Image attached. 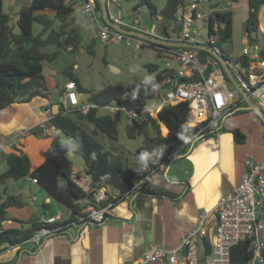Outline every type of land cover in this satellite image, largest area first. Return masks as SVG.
<instances>
[{
    "label": "trees",
    "instance_id": "1",
    "mask_svg": "<svg viewBox=\"0 0 264 264\" xmlns=\"http://www.w3.org/2000/svg\"><path fill=\"white\" fill-rule=\"evenodd\" d=\"M141 1L148 5L150 16H161L162 23L159 28L161 31H167V25L173 19V13L178 5L186 0H166L165 5L159 11L150 0ZM19 2L17 20L15 24H10V15L3 8V0H0V109L12 103L29 101L35 96L47 97L46 78L42 73L43 61L52 60L57 56V52H47L43 48L60 42L77 46L81 41L78 23L74 25L69 23V16L73 9L65 0H31L30 6H26L27 0H19ZM263 5L264 0H247L243 28L251 44L259 41L258 13ZM96 9L100 20L103 21L98 0H96ZM49 10L53 13L50 14ZM214 20L224 22V27L217 35V43L223 56L228 58L229 55L222 48V44L231 35L232 12L216 10L210 15L209 24L212 25ZM33 22L40 24V30L36 34L33 31ZM15 26L18 32L14 31ZM260 29L262 30L261 27ZM96 40L93 38L88 44V51H91ZM197 51L202 61L209 62L208 70L217 66L228 80L219 62L209 52L202 49H197ZM156 55L158 56L157 53ZM260 56L264 57V50L260 52ZM236 60L245 67L249 65V60L245 56H240ZM147 66L152 73L147 80H140L127 86L108 84L97 90L84 87L74 67L66 66L62 73L67 79L74 80L78 91L87 93L88 100L96 106L90 108L86 114L78 112L63 114L59 103L58 113L51 119V123L59 132L52 136L49 146L43 152V161L31 170L27 154L19 150L16 146L17 142H14L12 150L1 152L6 168L0 172V187H5L8 179L17 180L29 175L35 178L36 183L53 198L64 205L65 209L70 212L69 220L74 219L80 214L81 207L78 199L85 196V192L71 178L72 163L66 154L73 152L82 158L85 173L91 178L94 190L102 187L103 184H109L118 192V198L128 192L134 195L168 196L169 191L151 181H144L134 187L146 172L130 167L123 155L109 149L98 138L99 134H104L109 139H117L116 119L99 113V106L113 100L120 104L130 100L145 104L156 94H161L167 87L169 72L159 68L155 63ZM194 79L196 77L187 78V80ZM188 118L189 108L187 102L183 101L175 105H166L159 112L158 119L167 128L165 135L161 133L159 122L154 118L142 116L134 119L132 124L126 125L127 136L133 138L139 133L144 135L142 144L133 153L134 157L148 166L159 154L161 160H166L168 163L182 154L196 138L214 134L213 130L206 126L205 121L188 125L185 123ZM149 127L152 134L148 132ZM30 132L36 136L45 135L41 129L36 127ZM232 133L239 138L236 130ZM61 175L66 179L65 182L60 180ZM86 196L94 200L91 193ZM104 203L105 201L101 204ZM24 205L25 202L20 197L7 194L5 191L2 193L0 190V252L7 245H17L26 241L40 227V224L34 220L29 221L30 226L27 229L3 226L8 219L13 220L8 209ZM17 221L21 225L25 222V220ZM54 225L56 224L52 226ZM64 231L65 228H62L54 233ZM203 246L204 257L210 252L211 247L206 239L203 240ZM251 256L249 241H241L231 249L230 264H248Z\"/></svg>",
    "mask_w": 264,
    "mask_h": 264
},
{
    "label": "built area",
    "instance_id": "2",
    "mask_svg": "<svg viewBox=\"0 0 264 264\" xmlns=\"http://www.w3.org/2000/svg\"><path fill=\"white\" fill-rule=\"evenodd\" d=\"M71 8L81 14L90 17L96 23L97 31L95 38L103 45L123 44L138 50L143 46H150L159 57L164 59L162 69L169 72L168 85L161 94H156L149 102L139 104L137 100L117 103L110 101L99 110L113 119L123 113L127 116L128 122L132 124L134 119L139 117H151L159 121V112L166 105H175L180 102H187L189 108V118L185 122L188 125L206 122V126L212 129L218 137L219 125L222 116L237 107L238 100L244 101L237 88L225 79L222 70L217 66L208 70L209 62L202 61L196 48L185 46H170L161 43H153L133 34L121 32L104 20L98 19L96 0H65ZM108 16L110 20L118 25L129 29L145 32L161 39L176 40L186 43H200L211 47L222 54L217 43V35L224 22L214 20L209 24L210 15L216 10H206L202 7L201 0H186L178 5L173 13V19L167 25V31H161L162 18L156 16L158 26L152 31L141 25L139 13L131 21H124L119 14L118 0H106ZM113 7L118 13L111 14L109 8ZM197 21L206 23V34H201L197 27ZM259 46L256 43H245L241 56L249 60L248 67L243 66L239 61L231 58H224L229 65L238 85L250 97L256 105L264 111V57L262 59ZM260 51V50H259ZM257 59L260 62H255ZM253 65V66H252ZM196 77L194 80L187 78ZM74 80L68 79L64 83L62 96L60 97V107L63 114H73L78 112L86 114L90 108L96 104L83 102L79 97ZM113 102V103H112ZM130 106V107H129ZM44 119L38 127L45 134L54 136L59 130L51 123L55 115L51 106L43 109ZM194 120V122H192ZM162 126V124L160 123ZM28 129L19 130L11 136L9 147H13V140L23 139ZM3 146L0 144V150ZM244 171L237 185L231 193L221 197L217 204L211 209H202L196 217L193 228L187 230L182 236L179 244L172 248L163 246H153L143 252L139 257L129 264H149L161 262L163 264H199V244L206 239L211 247L208 254L203 257V264H230L231 249L241 241L248 240L252 256L248 264L264 263V216H258L257 207L264 203V158L255 160L252 155H246L243 160ZM167 166L166 160H161L159 154L147 166V172L135 184L137 187L144 181H152V174L155 171L163 170ZM72 180L85 192L78 201H86L80 214L74 219H62V215L41 217L38 220L40 227L26 241L39 246L42 239L53 234L55 231L71 226L101 223L105 219V214L109 210L111 200L117 194L96 191L95 201L88 200L87 194L94 188L91 178L79 170L71 171ZM36 182L35 178H31ZM128 193H126L127 196ZM100 201H107L102 206ZM53 224H56L52 226ZM1 230V227H0Z\"/></svg>",
    "mask_w": 264,
    "mask_h": 264
},
{
    "label": "crops",
    "instance_id": "3",
    "mask_svg": "<svg viewBox=\"0 0 264 264\" xmlns=\"http://www.w3.org/2000/svg\"><path fill=\"white\" fill-rule=\"evenodd\" d=\"M7 2L10 6L16 7L14 15L8 13L12 24L17 20L20 2L19 0H7ZM230 2L237 3V0ZM245 3L247 4V0H244ZM225 10L229 9L225 8ZM245 16L246 13L243 18ZM263 20L264 5L258 13L260 40L264 36L262 31L264 27L261 25ZM142 25L152 31L158 23L147 21ZM95 34L96 29L93 38ZM242 41L244 44L249 43L245 35ZM257 44L259 53L264 50L262 48L264 44L261 45L259 42ZM240 56L241 54L236 58H230L236 60ZM259 59L255 62L259 63ZM61 89L63 92V87ZM60 97L61 95L57 99H50L47 91V97L35 96L29 101L12 103L0 109V138L2 137L0 144L3 146L0 154L14 148V146L10 148L9 143L15 132L39 128L38 124L44 119L43 109L57 103ZM236 105L235 109L222 116L218 137L215 134H208L196 138L182 154L177 156L178 159L173 165H167L163 170L152 174L151 182L169 191L168 196L129 193L118 198V192L111 185L108 188L109 184H103L102 187L95 188L91 192L94 199L92 201H95L97 190H105L106 193L117 195L111 200L112 204L101 223H86L77 228L68 226L64 232L53 233L44 238L38 248L29 241L7 245L0 252V264H129L153 246L167 248L177 246L184 233L195 225L199 211L213 208L221 197L231 193L234 186L239 183L244 171L243 160L246 155H252L255 160L264 158V124L248 108L245 101L238 100ZM233 130L238 132L239 138L234 136ZM51 138L52 136L48 134L36 136L31 133L23 139L13 140V143L17 142L16 146L19 150L27 154L33 170L43 161V152L49 146ZM70 154L73 152L67 153L66 156L72 163ZM79 161L83 162L82 158ZM5 168L4 161L0 164V172ZM72 170L85 172V168L80 169L73 163ZM138 170L147 172V165L143 164ZM9 183L8 179L5 193L20 197L25 205L8 209L13 220L8 219L3 224L5 228L27 229L30 220L38 222L41 217L57 213L62 215V219H68L70 212L64 205L38 183L33 182L29 175L24 176L21 182H16L19 183L18 193L8 192ZM87 199L91 200L88 196ZM102 202L100 201L102 206L107 204V201L104 204H101ZM78 203L83 208L86 201H78ZM17 220H25V222L21 225ZM198 250L202 260L203 242L199 244Z\"/></svg>",
    "mask_w": 264,
    "mask_h": 264
},
{
    "label": "rangeland",
    "instance_id": "4",
    "mask_svg": "<svg viewBox=\"0 0 264 264\" xmlns=\"http://www.w3.org/2000/svg\"><path fill=\"white\" fill-rule=\"evenodd\" d=\"M155 8L159 11L165 5L166 0H150ZM231 0H201L202 7L206 10L227 8L232 12L231 35L223 42L222 48L230 55L231 58H236L241 54L242 48L245 46L242 39L245 35L243 28L244 15L246 13L247 4L244 0H237V3L230 2ZM119 14L125 21H131L132 18L139 13L141 17V25L148 22L158 23L155 16H150L148 5L141 0H118ZM139 6L138 8H135ZM4 10L11 16L14 15L16 10L15 6H10L7 0L4 1ZM262 6L259 11H261ZM111 14L118 12L110 7ZM52 14L53 11L49 10ZM98 19L100 20L99 14ZM69 23L74 25L78 23L80 28L81 41L77 46L60 42L57 44H49L43 48L47 52H57V56L50 61H43L42 73L46 78L48 97L50 99H57L62 94L63 81H66V76L62 70L66 66H72L75 69L80 83L91 90H97L108 84H119L122 86L130 85L140 80H147L152 76L151 71L148 69V64H158L159 68L164 65V59L156 55V52L150 46H143L138 50L127 47L123 44H107L103 45L98 40L94 43L91 51L87 50L88 44L92 41L95 29L97 31L96 23L88 16H83L79 12L73 11L69 16ZM12 24H15L12 22ZM196 25L200 28L201 34H206V23L204 21H197ZM264 27V20L261 24ZM61 27V26H60ZM14 30L18 32L15 26ZM40 30V24L33 22V31L36 34ZM262 40L259 39L261 45L264 44V36ZM264 48V47H262ZM80 98L88 101L87 94L81 93ZM113 103V102H112ZM100 113H105L101 109ZM117 121V139H109L104 134H99V140L104 143L109 149L123 155L130 167L140 169L143 163L137 160L133 153L139 147L143 140L142 133L137 134L135 137H128L126 134V125L130 124L125 114L121 113ZM161 127V133L165 134L166 130ZM165 129V128H164ZM149 134L152 130L148 128ZM27 134H31L29 131ZM2 138V137H1ZM0 138V139H1ZM72 155V163L74 166L84 169V163L80 162V157L76 154ZM178 157L173 158L167 165H173ZM3 159L0 154V164H3ZM24 177L14 180L9 179V193H18L19 183ZM6 185V184H5ZM110 188V185L107 186ZM7 187H0L1 192L6 191ZM12 194V193H11ZM35 205V203H34ZM33 206V205H31ZM256 213L258 216H264V203L257 207ZM199 264H203V259H200Z\"/></svg>",
    "mask_w": 264,
    "mask_h": 264
},
{
    "label": "water",
    "instance_id": "5",
    "mask_svg": "<svg viewBox=\"0 0 264 264\" xmlns=\"http://www.w3.org/2000/svg\"><path fill=\"white\" fill-rule=\"evenodd\" d=\"M98 2H99V6H100V10H101V16H102L103 20L106 23H108L109 25H111L113 28H115L121 32L133 34L135 36H138L140 38H143V39L148 40V41L153 42V43L156 42V43H161V44L170 45V46L192 47V48L202 49V50L209 52L219 62L220 66L223 69L224 73L226 74L228 80L237 88V90L241 94L242 98L247 103L248 108L251 109L260 118V120L264 124V112L256 105V103L250 97H248V95L244 92V90L238 85L229 65L226 63L224 56L221 53L213 50L211 47L204 45V44L186 43V42H181V41H176V40L161 39V38H157L155 36H152L150 34L141 32V31L129 29V28H126L124 26L118 25V24L112 22L108 16L106 0H98ZM30 4H31V0H27L26 6H30ZM51 107H52L53 113L57 114L58 110H59L58 103H54ZM94 133H96V132H94ZM60 180L63 182L66 181V179L62 175L60 176Z\"/></svg>",
    "mask_w": 264,
    "mask_h": 264
},
{
    "label": "clouds",
    "instance_id": "6",
    "mask_svg": "<svg viewBox=\"0 0 264 264\" xmlns=\"http://www.w3.org/2000/svg\"><path fill=\"white\" fill-rule=\"evenodd\" d=\"M108 10V9H107ZM157 16V15H156ZM155 16V17H156ZM157 20V19H156ZM162 23V22H161ZM145 33V32H144ZM246 36V35H245ZM249 42V41H248ZM223 55V54H222ZM225 58V57H224ZM228 58H230V56L228 57ZM68 80V79H67ZM72 80V79H71ZM77 88V87H76ZM63 89H64V86H63ZM78 90V89H77ZM79 92V91H78ZM63 93V92H62ZM80 93V92H79ZM61 96H62V94H61ZM83 102H87V101H83ZM88 102H90L89 100H88ZM58 105H59V103H60V99L58 100ZM52 108V107H51ZM264 112V111H263ZM99 113H100V110H99ZM102 114V113H101ZM161 123V122H160ZM160 123H159V125H160ZM162 124V126L160 125V129H161V127H165V125L163 124V123H161ZM165 130H166V132H167V128L165 127ZM166 134V133H165ZM165 134H163V135H165ZM49 135V134H48ZM52 136V135H51Z\"/></svg>",
    "mask_w": 264,
    "mask_h": 264
},
{
    "label": "bare ground",
    "instance_id": "7",
    "mask_svg": "<svg viewBox=\"0 0 264 264\" xmlns=\"http://www.w3.org/2000/svg\"><path fill=\"white\" fill-rule=\"evenodd\" d=\"M192 122H194V120Z\"/></svg>",
    "mask_w": 264,
    "mask_h": 264
}]
</instances>
